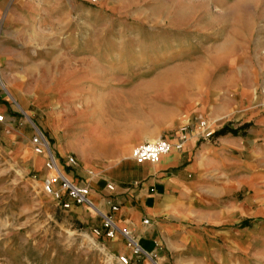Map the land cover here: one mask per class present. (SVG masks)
I'll return each instance as SVG.
<instances>
[{
  "label": "crops",
  "instance_id": "crops-1",
  "mask_svg": "<svg viewBox=\"0 0 264 264\" xmlns=\"http://www.w3.org/2000/svg\"><path fill=\"white\" fill-rule=\"evenodd\" d=\"M156 2L0 0V139L39 171L30 139L42 131L68 178L160 262L264 261V112L249 72L231 63L241 52L210 82L215 66L172 61L166 10L141 8ZM195 117L213 123L210 140L190 136L156 163L131 158Z\"/></svg>",
  "mask_w": 264,
  "mask_h": 264
},
{
  "label": "rangeland",
  "instance_id": "rangeland-1",
  "mask_svg": "<svg viewBox=\"0 0 264 264\" xmlns=\"http://www.w3.org/2000/svg\"><path fill=\"white\" fill-rule=\"evenodd\" d=\"M163 2L141 8L155 15L166 10L176 31L171 60L215 66L210 82L228 70L225 55L235 47L242 58L231 63L249 72L255 105L264 112V0H170L169 6ZM197 118L206 119L192 121ZM44 174L43 167L27 170L0 139V264H121V256L131 257V264H150L144 255L131 256L121 236H96L93 230L101 228L102 219L92 209L81 206L78 213L77 206L65 210L57 205L42 191ZM152 255L157 264H175L174 257L160 262L155 252ZM247 257H240V264H264Z\"/></svg>",
  "mask_w": 264,
  "mask_h": 264
},
{
  "label": "built area",
  "instance_id": "built-area-1",
  "mask_svg": "<svg viewBox=\"0 0 264 264\" xmlns=\"http://www.w3.org/2000/svg\"><path fill=\"white\" fill-rule=\"evenodd\" d=\"M91 4H96L100 0H87ZM2 116L0 115V121ZM213 124L208 119L197 118L192 122L185 123L178 131V135L174 142L166 139H158L155 141L144 142L134 146L131 149V158L140 163L148 161L150 163H156L162 155L169 153L172 150L180 151L184 143L190 136H196L199 140L208 141L213 136ZM33 153L36 155L44 156V176L42 179V191L49 195L57 205L62 209L68 210L74 206L85 205L92 209L102 219V226L100 229L95 228L94 234L96 236H103L107 239H112L117 236H121L126 239L131 247V256L138 258L139 255H144L150 264H157L153 258L152 253L144 250L131 232L127 229L120 228L113 221V219L101 213L93 205L89 195L90 187L86 184H78L68 178L63 171V165L55 157L51 146L45 137L44 133L35 127L34 134L30 139ZM66 165L74 166L76 161L73 157L66 159ZM107 189L112 190L113 186L107 184ZM116 206H111V211H117ZM147 223V220L144 221ZM121 264H131V257L121 256Z\"/></svg>",
  "mask_w": 264,
  "mask_h": 264
},
{
  "label": "bare ground",
  "instance_id": "bare-ground-1",
  "mask_svg": "<svg viewBox=\"0 0 264 264\" xmlns=\"http://www.w3.org/2000/svg\"><path fill=\"white\" fill-rule=\"evenodd\" d=\"M144 162H148V161H144ZM158 162V161H157ZM150 163V162H149ZM119 227V226H118Z\"/></svg>",
  "mask_w": 264,
  "mask_h": 264
}]
</instances>
